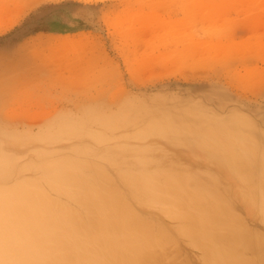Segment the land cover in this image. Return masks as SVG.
<instances>
[{
    "label": "rangeland",
    "instance_id": "obj_1",
    "mask_svg": "<svg viewBox=\"0 0 264 264\" xmlns=\"http://www.w3.org/2000/svg\"><path fill=\"white\" fill-rule=\"evenodd\" d=\"M166 113L188 124L153 128ZM240 117L263 147L264 0H0V189L42 192L91 227L94 210L51 177L76 163L167 236L183 264H213L183 232L192 221L154 206L130 178H181L264 233L244 173L221 145L194 138L202 120ZM236 256L255 257L242 247Z\"/></svg>",
    "mask_w": 264,
    "mask_h": 264
},
{
    "label": "bare ground",
    "instance_id": "obj_2",
    "mask_svg": "<svg viewBox=\"0 0 264 264\" xmlns=\"http://www.w3.org/2000/svg\"><path fill=\"white\" fill-rule=\"evenodd\" d=\"M184 115L166 113L153 123V128L174 122L187 125L181 119ZM201 116L205 119L209 115L203 112ZM237 119L229 126L202 120L200 127L192 131L196 140L211 147L221 145L219 149L226 152L236 172L244 173L242 176L256 190L264 220V146L259 148L252 141L250 118ZM107 120L121 119L112 115ZM69 164L62 174L52 172L51 177L59 190L94 210L92 226H85L74 213L42 192L23 186L0 189V264H183L167 236L156 232L122 203L119 193L95 176L87 180L74 170L76 163ZM3 166L0 160L1 171ZM130 180L136 189L149 194L154 206H164L167 212L177 210L180 217L192 221L193 226L183 232L202 240L213 264H264V233L247 231L228 208L202 188L187 189L181 186V178L171 175H135ZM240 247L249 248L255 257L237 259Z\"/></svg>",
    "mask_w": 264,
    "mask_h": 264
}]
</instances>
